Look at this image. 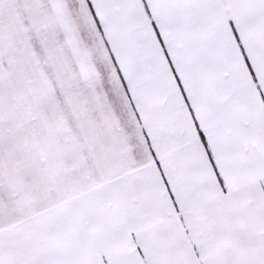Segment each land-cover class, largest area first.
<instances>
[{"label":"snow or ice","instance_id":"snow-or-ice-1","mask_svg":"<svg viewBox=\"0 0 264 264\" xmlns=\"http://www.w3.org/2000/svg\"><path fill=\"white\" fill-rule=\"evenodd\" d=\"M0 264H264V0H0Z\"/></svg>","mask_w":264,"mask_h":264}]
</instances>
